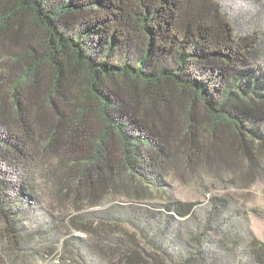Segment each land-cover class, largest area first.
Masks as SVG:
<instances>
[{
	"label": "trees",
	"instance_id": "trees-1",
	"mask_svg": "<svg viewBox=\"0 0 264 264\" xmlns=\"http://www.w3.org/2000/svg\"><path fill=\"white\" fill-rule=\"evenodd\" d=\"M0 129V165L46 170L53 198L73 209L66 229L105 237L107 223L83 213L121 191L151 199L171 167L264 171V39L239 34L218 0H0ZM6 175L0 168V220L10 222L4 208L34 198V186ZM196 206L142 209L151 227L160 220L152 254L134 236L96 251L109 264H160L162 253L214 264L217 252L196 238L195 255L169 248ZM226 212L215 204L203 229L228 227L242 244ZM246 253L264 264V243L250 238Z\"/></svg>",
	"mask_w": 264,
	"mask_h": 264
},
{
	"label": "rangeland",
	"instance_id": "rangeland-1",
	"mask_svg": "<svg viewBox=\"0 0 264 264\" xmlns=\"http://www.w3.org/2000/svg\"><path fill=\"white\" fill-rule=\"evenodd\" d=\"M218 2L236 22L239 34H252L257 39H264V0ZM0 133H3L2 129ZM0 168L7 172L5 178L13 186H26L29 180L34 186V198L22 201L17 197L13 204L9 203L4 208L10 222L3 218L0 220V264H109L110 256L99 254L97 244L109 246L112 240H127L128 236H134L152 254L156 248L151 249L149 239L158 232L160 220L156 217L151 227L150 218L143 215L142 209L158 214L164 211L165 204L171 199L197 204L192 217L179 218L185 222L179 225L181 237L177 246L175 243L169 245L172 250L175 248L178 252L195 255L193 246L197 245L193 238H196L202 249L217 252L219 259L214 264H250L249 253H246L250 238L264 243V171L255 177H247V166L241 163L220 171L214 168L201 170V176H195L187 168L171 167L164 173L167 187L147 200L135 201L123 191L115 193L103 207L95 210L99 211L96 215L91 213L92 210L83 213L84 217L94 218L99 224L102 221L107 223L102 227L105 237L66 229L69 215L65 214L73 209L71 206L63 207L53 198L50 192L52 181L46 170L23 174L14 165H0ZM219 203L227 205L223 217L236 223L232 232L242 233L239 237L242 244L227 238L228 227L210 233L203 229L208 215ZM12 227L26 236L24 240L17 237ZM76 238H81L83 245H77L79 241ZM65 241L69 242V248L64 247ZM224 242L229 244L226 250L220 249ZM190 243L193 246L188 250ZM161 257L164 260L160 264H177L185 259L171 260L163 253Z\"/></svg>",
	"mask_w": 264,
	"mask_h": 264
}]
</instances>
